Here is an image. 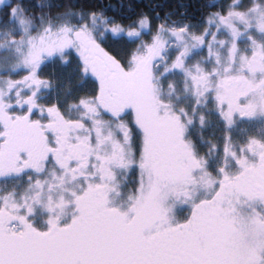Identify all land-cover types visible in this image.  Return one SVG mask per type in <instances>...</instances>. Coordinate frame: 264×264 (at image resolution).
<instances>
[{"label": "snow or ice", "instance_id": "snow-or-ice-1", "mask_svg": "<svg viewBox=\"0 0 264 264\" xmlns=\"http://www.w3.org/2000/svg\"><path fill=\"white\" fill-rule=\"evenodd\" d=\"M0 264H264V0H0Z\"/></svg>", "mask_w": 264, "mask_h": 264}]
</instances>
